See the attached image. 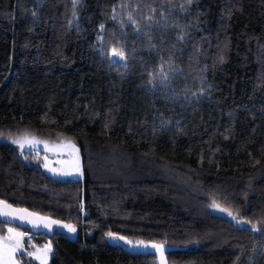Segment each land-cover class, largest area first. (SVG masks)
<instances>
[{
	"label": "trees",
	"instance_id": "obj_1",
	"mask_svg": "<svg viewBox=\"0 0 264 264\" xmlns=\"http://www.w3.org/2000/svg\"><path fill=\"white\" fill-rule=\"evenodd\" d=\"M0 207L50 264H264V0H0Z\"/></svg>",
	"mask_w": 264,
	"mask_h": 264
},
{
	"label": "water",
	"instance_id": "obj_2",
	"mask_svg": "<svg viewBox=\"0 0 264 264\" xmlns=\"http://www.w3.org/2000/svg\"><path fill=\"white\" fill-rule=\"evenodd\" d=\"M30 149L40 150L43 149V147L31 146ZM25 150L27 151L28 149ZM61 151L62 149H56L52 150L51 153H61ZM69 152L73 157V160L69 161L70 165L73 166V172L72 176H70L68 180L72 181L77 179L80 171L76 166V155L74 148L70 147ZM0 222L22 228L34 235L52 236L57 234L58 236H63L67 239H72L74 235V230L69 225L38 216L26 209L18 207H0ZM113 245L119 246L123 252L130 257H154L155 264H168L166 258L168 251L156 244L132 245L126 240L122 239L118 240Z\"/></svg>",
	"mask_w": 264,
	"mask_h": 264
},
{
	"label": "rangeland",
	"instance_id": "obj_3",
	"mask_svg": "<svg viewBox=\"0 0 264 264\" xmlns=\"http://www.w3.org/2000/svg\"><path fill=\"white\" fill-rule=\"evenodd\" d=\"M110 60L112 63L123 64V56L116 55L114 52L110 55ZM65 157H54L45 159V166L39 167L47 173H52L53 171H58V168L62 170L63 163L67 162ZM78 166V164H76ZM214 212L218 216L223 217L237 224V219L231 216L226 211L220 209L217 206H213ZM29 238V234H23L22 231L13 228L6 227V236H0V264H20L18 259L20 254H25L30 261L37 264H50L51 257V246L45 245L41 249H26L25 240Z\"/></svg>",
	"mask_w": 264,
	"mask_h": 264
},
{
	"label": "flooded vegetation",
	"instance_id": "obj_4",
	"mask_svg": "<svg viewBox=\"0 0 264 264\" xmlns=\"http://www.w3.org/2000/svg\"><path fill=\"white\" fill-rule=\"evenodd\" d=\"M72 172H73V166L70 165V162L69 161L64 162L63 167H62V171H61V173H62L61 176L63 178L68 179L70 176H72Z\"/></svg>",
	"mask_w": 264,
	"mask_h": 264
},
{
	"label": "built area",
	"instance_id": "obj_5",
	"mask_svg": "<svg viewBox=\"0 0 264 264\" xmlns=\"http://www.w3.org/2000/svg\"><path fill=\"white\" fill-rule=\"evenodd\" d=\"M81 208H82V215L83 216H87V213L85 212V204H84V201H82ZM87 236H88V238H91L92 237V233L91 232H87Z\"/></svg>",
	"mask_w": 264,
	"mask_h": 264
},
{
	"label": "snow or ice",
	"instance_id": "obj_6",
	"mask_svg": "<svg viewBox=\"0 0 264 264\" xmlns=\"http://www.w3.org/2000/svg\"><path fill=\"white\" fill-rule=\"evenodd\" d=\"M101 27H103V25L101 26ZM114 51V53L116 54V55H120V56H122L123 55V53H118V52H116V50L114 49L113 50ZM14 143H16L17 141H13Z\"/></svg>",
	"mask_w": 264,
	"mask_h": 264
}]
</instances>
